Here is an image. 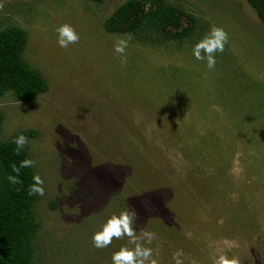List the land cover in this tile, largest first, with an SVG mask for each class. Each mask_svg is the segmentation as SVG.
Returning <instances> with one entry per match:
<instances>
[{
  "label": "rangeland",
  "instance_id": "obj_1",
  "mask_svg": "<svg viewBox=\"0 0 264 264\" xmlns=\"http://www.w3.org/2000/svg\"><path fill=\"white\" fill-rule=\"evenodd\" d=\"M126 0H0V29L22 27L23 56L48 90L30 102L0 96V140L26 136L45 194L33 204L36 264H113L128 238L96 248L113 215L135 210L155 233L157 264H264V24L246 0H168L197 19L182 41L112 33ZM78 43L62 48L56 29ZM213 26L229 40L216 66L194 45ZM128 41L126 64L114 50Z\"/></svg>",
  "mask_w": 264,
  "mask_h": 264
},
{
  "label": "trees",
  "instance_id": "obj_2",
  "mask_svg": "<svg viewBox=\"0 0 264 264\" xmlns=\"http://www.w3.org/2000/svg\"><path fill=\"white\" fill-rule=\"evenodd\" d=\"M101 1V0H98ZM264 24V0H246ZM104 28L112 33H130L143 40L182 41L197 28V19L168 0H126L105 19ZM26 31L17 25L0 29V96L11 91L23 102L34 100L48 90V83L40 71L23 58L27 43ZM3 113L0 110V124ZM20 134L35 136L34 129ZM14 139L0 140V264H36L33 259V239L39 229L33 204L37 195L30 196L28 188L35 175L32 168L21 169L22 184L8 181L11 165L19 166L29 158L26 146L15 154Z\"/></svg>",
  "mask_w": 264,
  "mask_h": 264
},
{
  "label": "clouds",
  "instance_id": "obj_3",
  "mask_svg": "<svg viewBox=\"0 0 264 264\" xmlns=\"http://www.w3.org/2000/svg\"><path fill=\"white\" fill-rule=\"evenodd\" d=\"M4 7L3 3H0V10ZM57 42L60 47L68 48L70 44L78 43L80 36L75 28L70 24H62L57 29ZM229 35L227 31L222 27L213 26L209 33L204 36L203 39L198 41L193 48V54L197 60H206V66L209 70L214 69L216 66V53H222L225 49V45L228 43ZM128 41L124 38L117 39L114 50L120 55L121 63L126 64L127 59L125 56ZM13 143L16 145L15 154L19 155L20 152L28 145V138L21 134ZM36 160L32 158L23 159L19 166L12 164V172L16 175H9L8 181L12 184H22L23 181L19 179L21 169L36 167ZM28 194L30 196H43L45 194L44 180L38 173L33 176V183L28 188ZM138 218V214L133 209L131 211L125 210L118 215L111 216L102 229L97 231L93 237V245L96 248L109 247L114 239L128 238L129 244L134 247L122 246L119 251L113 253V264H157V261L152 258V249L145 247L143 242L151 244L156 238L155 233L142 230L140 234H137L134 228V220ZM182 252H176L173 254V259L176 264H182L180 256ZM214 264H235V261H230L224 256H220L214 261Z\"/></svg>",
  "mask_w": 264,
  "mask_h": 264
},
{
  "label": "crops",
  "instance_id": "obj_4",
  "mask_svg": "<svg viewBox=\"0 0 264 264\" xmlns=\"http://www.w3.org/2000/svg\"><path fill=\"white\" fill-rule=\"evenodd\" d=\"M27 44V43H26ZM25 48H26V46H25ZM25 48H24V50H25ZM23 53H24V51H23ZM23 53H22V55H23ZM23 58H24V56H23ZM25 59V58H24ZM27 62V61H26Z\"/></svg>",
  "mask_w": 264,
  "mask_h": 264
}]
</instances>
